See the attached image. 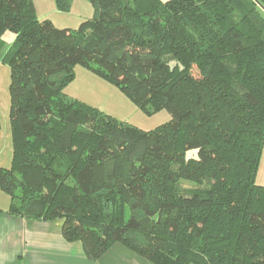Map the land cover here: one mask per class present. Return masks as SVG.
<instances>
[{
    "label": "trees",
    "instance_id": "16d2710c",
    "mask_svg": "<svg viewBox=\"0 0 264 264\" xmlns=\"http://www.w3.org/2000/svg\"><path fill=\"white\" fill-rule=\"evenodd\" d=\"M88 1L69 29L0 0L7 213L63 219L91 260L118 242L153 264H264V0ZM76 66L170 120L143 131L68 97Z\"/></svg>",
    "mask_w": 264,
    "mask_h": 264
},
{
    "label": "rangeland",
    "instance_id": "374dc122",
    "mask_svg": "<svg viewBox=\"0 0 264 264\" xmlns=\"http://www.w3.org/2000/svg\"><path fill=\"white\" fill-rule=\"evenodd\" d=\"M34 4L38 19H48L57 28L76 29L93 15V7L88 0H70L65 10L61 9L59 0H31ZM14 33L6 31L2 38L5 47H9L14 40ZM6 76L3 75V73ZM4 77V79H3ZM6 77V78H5ZM10 71L7 65L0 64V125L8 130L7 137L0 139L6 142L5 149L0 154V167H10L13 147L10 122ZM65 94L100 109L103 113L115 117L143 131H149L170 120V114L164 109L139 108L126 94L106 78L82 66H76L74 77L64 88ZM4 133V132H3ZM2 133V134H3ZM255 183L264 185V144L259 159ZM8 198L0 189V198Z\"/></svg>",
    "mask_w": 264,
    "mask_h": 264
},
{
    "label": "crops",
    "instance_id": "0c3cea01",
    "mask_svg": "<svg viewBox=\"0 0 264 264\" xmlns=\"http://www.w3.org/2000/svg\"><path fill=\"white\" fill-rule=\"evenodd\" d=\"M6 49L4 46L0 53ZM7 132L0 125V139L2 135L6 139ZM5 145L1 142L0 154ZM9 204V197L0 198V264H153L118 242L91 260L80 242H69L63 237V219L15 217L7 213Z\"/></svg>",
    "mask_w": 264,
    "mask_h": 264
}]
</instances>
